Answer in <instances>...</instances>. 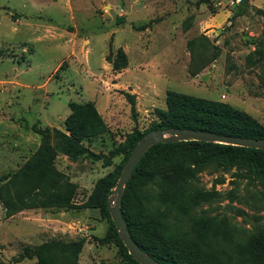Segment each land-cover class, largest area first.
Instances as JSON below:
<instances>
[{"label": "rangeland", "instance_id": "1", "mask_svg": "<svg viewBox=\"0 0 264 264\" xmlns=\"http://www.w3.org/2000/svg\"><path fill=\"white\" fill-rule=\"evenodd\" d=\"M120 50L125 65L115 70ZM166 90L223 102L264 125V0H0V264H35L15 261L23 246L81 238L76 264H124L113 240H97L108 228L98 208H65L48 193L36 207L13 210L1 178L41 141L57 145L52 129L65 132L68 102L93 103L106 131L83 144L106 155L156 121ZM31 124L51 130L41 137ZM122 157L103 164L58 153L54 166L78 186L68 200L85 202L94 181ZM198 178L221 193L198 212L205 232L225 247L264 244V185L214 165Z\"/></svg>", "mask_w": 264, "mask_h": 264}, {"label": "trees", "instance_id": "2", "mask_svg": "<svg viewBox=\"0 0 264 264\" xmlns=\"http://www.w3.org/2000/svg\"><path fill=\"white\" fill-rule=\"evenodd\" d=\"M148 24L145 22L136 28L143 29ZM111 65L115 70L125 65L121 50L117 51ZM130 103L133 108L132 101ZM67 107L65 132L52 129L59 137L57 145L53 148L41 141L16 170L2 176V193L9 198L13 210L36 207V200L48 193L62 199L61 206L65 208H98L108 220V228L97 240H113L124 264L139 263L127 253L118 238L108 214L107 200L121 165L144 132L154 128H188L228 136L264 138V125L244 111L217 100L166 90L165 108L155 110L156 121L149 128L126 134L106 155L96 154L83 144V139L106 131L93 103L68 102ZM29 129L41 137H47L51 130L36 124H31ZM58 153L71 160L87 156L103 164L117 154L123 157L112 171L94 181L85 202L73 204L68 199L78 186L54 166ZM211 165L235 168L242 172V177L264 185V150L191 140L156 143L137 162L120 200V213L131 239L160 264H264L262 240L253 246L225 247L217 244L211 233L205 232L204 218L198 212L203 204L221 197L219 191L199 184L198 173ZM145 185L150 187L145 188ZM9 188L16 190L13 198L8 194ZM182 219L187 221V228L174 229L175 223ZM218 221L222 223L221 219ZM83 242L82 238L52 239L32 247L26 245L15 261L34 258L35 264H76Z\"/></svg>", "mask_w": 264, "mask_h": 264}, {"label": "water", "instance_id": "3", "mask_svg": "<svg viewBox=\"0 0 264 264\" xmlns=\"http://www.w3.org/2000/svg\"><path fill=\"white\" fill-rule=\"evenodd\" d=\"M190 140L264 150V138L228 136L188 128H154L144 132L134 143L126 159L121 165L115 186L111 191V198H108L107 200L108 214L117 236L126 248L127 253L139 264L160 263L145 253L131 239L119 209L123 189L137 162L150 146L156 143H173Z\"/></svg>", "mask_w": 264, "mask_h": 264}, {"label": "built area", "instance_id": "4", "mask_svg": "<svg viewBox=\"0 0 264 264\" xmlns=\"http://www.w3.org/2000/svg\"><path fill=\"white\" fill-rule=\"evenodd\" d=\"M240 0H230L231 3H238Z\"/></svg>", "mask_w": 264, "mask_h": 264}]
</instances>
